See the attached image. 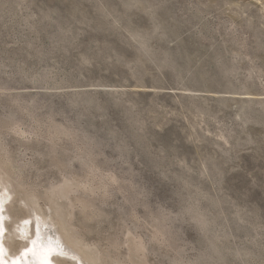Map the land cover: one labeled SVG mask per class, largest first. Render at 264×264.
Instances as JSON below:
<instances>
[{"label": "rangeland", "instance_id": "obj_1", "mask_svg": "<svg viewBox=\"0 0 264 264\" xmlns=\"http://www.w3.org/2000/svg\"><path fill=\"white\" fill-rule=\"evenodd\" d=\"M0 183L14 258L264 264V0H0Z\"/></svg>", "mask_w": 264, "mask_h": 264}, {"label": "bare ground", "instance_id": "obj_2", "mask_svg": "<svg viewBox=\"0 0 264 264\" xmlns=\"http://www.w3.org/2000/svg\"><path fill=\"white\" fill-rule=\"evenodd\" d=\"M1 184V183H0ZM2 186V185H1ZM5 186V185H4ZM2 187L1 189H0V201H4V198H5V196L7 195L6 193V191H5V187ZM10 188V187H9ZM56 192V191H55ZM61 193V192H60ZM59 192H58V194H60ZM57 194V195H58ZM62 195H63V193H61ZM57 195H55V196H57ZM62 195H60V196H62ZM59 196V197H60ZM58 197V196H57ZM57 197H54V198H57ZM61 198V197H60ZM63 198V197H62ZM61 198V199H62ZM56 200H58V198L56 199ZM60 200V199H59ZM61 203V202H60ZM60 203H58V205H55L56 207L58 206V208H57V210L59 211H57L58 213H57V215L59 214L60 216L59 217H61V220H59L60 221V224H63L64 226H66L65 224H66V222H67V218H66V213H65V211L63 210L64 208H63V204H60ZM34 204V203H33ZM34 206V205H33ZM65 206V205H64ZM35 207V206H34ZM36 209V208H35ZM34 209V210H35ZM39 209V208H38ZM37 209V210H38ZM67 210V209H66ZM39 211H40V209H39ZM64 211V212H63ZM41 212V211H40ZM67 212V211H66ZM67 214H68V212H67ZM68 216V215H67ZM1 216H0V224H1ZM40 220V219H39ZM37 221V220H36ZM36 223V222H35ZM39 223V222H38ZM37 224V223H36ZM43 225H45L44 223H43ZM47 226V225H46ZM68 226H66L65 227V230H66V228H67ZM46 227H44V229H45ZM51 229V228H50ZM43 230V229H42ZM49 230V229H48ZM47 229L44 231V232H42L41 231V229H40V235H38L39 237H38V239L40 238V237H42L41 238V242H46L48 245H52L53 246V248H55L56 249V247L57 246H55L56 245V242L54 241V239H55V237H54V235H51L52 233H50V231H48ZM68 231H69V229H68ZM35 233V232H34ZM1 234H2V226L0 225V264H44V262H42L39 258H38V256H37V252L35 253H33V252H30L28 255L26 254L25 256H24V259L22 258H14V257H12V256H10V255H8L7 254V252H6V250H5V248H4V245L2 244V238H1ZM54 238V239H53ZM56 239H57V237H56ZM55 239V240H56ZM42 240H44V241H42ZM34 241V240H33ZM38 242V243H37ZM39 242L40 241H35V242H33L31 245H32V247H33V249L35 250V248H36V244H39ZM46 243H45V245H46ZM41 244V243H40ZM39 244V245H40ZM58 244H59V241H58ZM31 247V248H32ZM41 250H43V249H41ZM50 249H48V251H49ZM33 251V250H32ZM88 251V250H87ZM91 251V250H90ZM92 252V251H91ZM90 253V252H89ZM93 253V252H92ZM91 253V254H92ZM94 254H95V252L92 254V256H94ZM45 255V254H44ZM43 255V256H44ZM16 257V256H15ZM87 257V256H86ZM91 257V256H90ZM93 258V257H92ZM88 259H89V257H88ZM48 260V259H47ZM46 260V261H47ZM90 260V259H89ZM49 261V260H48ZM92 262V261H91ZM48 264V263H47Z\"/></svg>", "mask_w": 264, "mask_h": 264}]
</instances>
